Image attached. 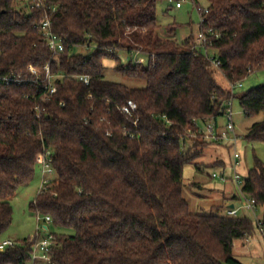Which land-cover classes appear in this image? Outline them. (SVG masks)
Masks as SVG:
<instances>
[{
	"label": "trees",
	"instance_id": "1",
	"mask_svg": "<svg viewBox=\"0 0 264 264\" xmlns=\"http://www.w3.org/2000/svg\"><path fill=\"white\" fill-rule=\"evenodd\" d=\"M18 1L0 0V76L20 78L0 85V238L13 223L11 200L50 150L55 176L29 208L52 219L51 264H242L235 245L257 231L264 238V220L229 217L225 201L193 213L183 175L199 168L200 124L217 122L233 99L247 117L262 116L246 139L264 143V84L230 89L264 71V0H209L205 49L193 32L182 44L158 36L157 5L173 0H35L55 9L52 28L64 44L56 56L41 31L45 10L27 0L25 12ZM120 53L147 63L124 64ZM46 67L63 77L54 94ZM109 69L145 86L107 80ZM129 102L136 109L126 113ZM244 181L264 206V162L255 158ZM33 243L16 241L0 264L31 262Z\"/></svg>",
	"mask_w": 264,
	"mask_h": 264
},
{
	"label": "rangeland",
	"instance_id": "2",
	"mask_svg": "<svg viewBox=\"0 0 264 264\" xmlns=\"http://www.w3.org/2000/svg\"><path fill=\"white\" fill-rule=\"evenodd\" d=\"M25 2L27 0H19L16 3V7L28 12L27 8H23ZM177 2L181 3L180 8L176 7ZM208 5L209 0H196V3L193 0L160 1L157 5L159 22V28L157 30L158 36L162 39L175 40L178 44H182L192 32L195 38L200 30L201 24L198 7L206 9ZM172 26L175 27L173 32L170 31ZM81 51L83 52V50L79 52ZM92 51H94L93 48ZM209 54L214 55V50H210ZM120 57L124 64H128L131 60H133V63H147V57L142 55H136L131 58V56L125 53H120ZM107 65L109 67L114 66L111 62H108ZM218 78L222 85L229 87L222 75ZM106 79L124 83L134 88H142L145 86L144 82L124 78L112 69L107 70ZM242 84L243 87L236 91L238 94L264 84V71L250 75ZM232 111L233 121L236 126L235 134L237 135L235 146H231L232 144L228 141L222 142L205 139L207 141L202 147V153L195 160L199 168L195 165H187L184 169L183 194L188 200L193 213H210L213 207L219 206L224 201V203H227L234 196H239L238 190L232 181L227 180L222 182L220 178H213V173H217L218 175L225 174L228 177L232 176L234 173L232 167L235 151L240 154L238 172L243 177H247L249 171L254 167L255 158L264 162V143L250 142L246 139L249 128L253 123L262 119V116L247 117L242 111L237 99H233L232 101ZM224 122V117H220L217 120L219 127L224 126ZM200 125L202 129L206 128L205 123H201ZM41 186L42 174L41 168L38 165L33 180L28 185L21 187L17 191L16 196L11 200L14 213L13 223L8 231L0 238V242L6 239H11L16 242L27 238L34 239L37 236L39 231L38 216L30 210L29 206L40 192ZM219 188H227L228 191L222 192ZM234 203H236L237 207L239 206L238 200H234ZM240 214L247 215L255 220L253 212L241 210ZM263 215L264 206H260L258 216L261 217ZM50 232H54L53 226H50ZM40 233L44 238L48 232L40 231ZM234 254L235 258L242 264H264V239L257 231L253 239H251V242L247 243L246 246H243V243L237 242ZM26 264H32V262Z\"/></svg>",
	"mask_w": 264,
	"mask_h": 264
},
{
	"label": "built area",
	"instance_id": "3",
	"mask_svg": "<svg viewBox=\"0 0 264 264\" xmlns=\"http://www.w3.org/2000/svg\"><path fill=\"white\" fill-rule=\"evenodd\" d=\"M33 7L44 9L45 14L41 21V31L43 34V38L47 44V47L49 51L53 55H59L64 51V44L62 43V40L58 37L57 34L54 33L52 28V13L55 11V9H50L46 7L42 2L33 0ZM176 7L180 8L181 3L177 2ZM48 10H47V9ZM198 11L200 12V30L198 34L195 37V45L197 48L203 47L205 49V44L208 40V33H211L212 30L206 31L203 28H201L204 19L201 18V15L208 14L209 10L208 8H200L198 7ZM206 51V50H205ZM206 55L208 59L216 66L220 67L221 62L218 58H216L214 55H210L206 51ZM32 74H37L38 72L34 68H30ZM47 72V89L49 90L50 94H54L57 92V86L56 83L63 79L62 76H57L51 74L48 67H46ZM80 82H84L86 85L89 84L90 78L88 76H77L75 77ZM19 76L15 74L10 75H4L0 76V85H9L11 83H18ZM243 84L242 82H238L235 84L230 85V89L232 92L237 91L239 88H242ZM232 101H229L227 104L225 113H224V126L219 127L216 121L209 120L206 122V128L202 129V134L205 139L211 140V141H228L231 143V146H235L237 142V135L235 134V123L233 121V111H232ZM136 109V105L133 102H129L128 106L124 108V111L126 113H129L131 110ZM234 143V144H233ZM240 154L235 151L234 153V162H233V170L234 173L232 176L228 177L225 174L218 175L217 173H213V178H220L222 182H225L227 180H230L235 185L236 189L238 190L239 196L237 197L239 206L237 207L236 203H234V208L228 207L226 210V215L229 217H238L240 216V211H250L253 212L255 215V221L260 223L264 220V215L259 217L258 211L260 206L256 202V200L248 195L244 190V180L245 177H243L238 172L239 167V160ZM38 164L41 168V174H42V186L40 192L45 191L49 188L54 176H55V170L53 168V158L52 153L50 150H44L41 154L37 157ZM39 192V193H40ZM38 221H39V231L37 236L33 239L35 240V243H33L32 252H31V262L32 264H51L50 259V249L55 245V235L50 232V226L52 224V219L48 215H42L40 213H37ZM40 231L48 232L47 236L44 238L41 236ZM264 239V238H263ZM16 245V242L11 239H6L2 242H0V252L6 251L8 248L14 247Z\"/></svg>",
	"mask_w": 264,
	"mask_h": 264
},
{
	"label": "crops",
	"instance_id": "4",
	"mask_svg": "<svg viewBox=\"0 0 264 264\" xmlns=\"http://www.w3.org/2000/svg\"><path fill=\"white\" fill-rule=\"evenodd\" d=\"M219 190L222 191V192H226V191H228L227 188H226V189H224V188H223V189H222V188L220 189V188H219ZM230 199H231V198H230ZM230 199H229V201L226 203V205H227L228 207H230L231 205L234 204ZM228 207H227V208H228ZM226 210H227V209H226ZM226 210H225V212H226ZM250 242H251V240H250L248 243H250ZM250 245H251V244H250ZM243 246H246V245L243 244Z\"/></svg>",
	"mask_w": 264,
	"mask_h": 264
},
{
	"label": "water",
	"instance_id": "5",
	"mask_svg": "<svg viewBox=\"0 0 264 264\" xmlns=\"http://www.w3.org/2000/svg\"><path fill=\"white\" fill-rule=\"evenodd\" d=\"M230 207H231V208H234V205H231Z\"/></svg>",
	"mask_w": 264,
	"mask_h": 264
}]
</instances>
